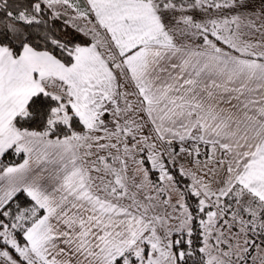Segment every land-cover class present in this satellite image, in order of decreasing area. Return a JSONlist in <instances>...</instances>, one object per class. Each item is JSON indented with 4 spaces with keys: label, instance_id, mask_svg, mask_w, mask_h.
<instances>
[{
    "label": "snow or ice",
    "instance_id": "obj_1",
    "mask_svg": "<svg viewBox=\"0 0 264 264\" xmlns=\"http://www.w3.org/2000/svg\"><path fill=\"white\" fill-rule=\"evenodd\" d=\"M0 264H264V0H0Z\"/></svg>",
    "mask_w": 264,
    "mask_h": 264
}]
</instances>
